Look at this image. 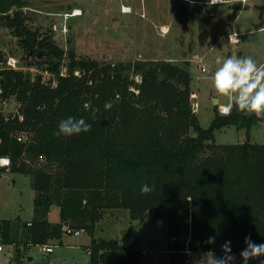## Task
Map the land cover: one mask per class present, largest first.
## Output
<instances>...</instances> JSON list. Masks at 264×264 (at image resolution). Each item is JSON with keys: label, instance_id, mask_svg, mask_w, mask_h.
Instances as JSON below:
<instances>
[{"label": "trees", "instance_id": "16d2710c", "mask_svg": "<svg viewBox=\"0 0 264 264\" xmlns=\"http://www.w3.org/2000/svg\"><path fill=\"white\" fill-rule=\"evenodd\" d=\"M25 6L27 0H0V25L25 52L44 58L42 69L51 75L6 67L0 49V158L10 159L0 164V178L5 171L30 175L35 190L25 242L62 243L64 233L83 229L91 235L90 264H142L136 242L95 236L107 210L125 208L132 220L166 221L171 264H190L189 252L221 256L225 240L240 264L246 235L264 241V143H218L215 134L230 125L249 132L264 115L235 106L221 113L215 106L203 127L187 66L168 59L103 64L77 57L53 39L52 28L44 33L34 27ZM11 98L18 107L6 114L2 104ZM109 99L113 106L105 109ZM69 115L83 116L92 127L56 135ZM145 182L150 192L140 191ZM53 204L60 210L55 222L48 217ZM14 232L10 219L0 220L1 241L18 244Z\"/></svg>", "mask_w": 264, "mask_h": 264}, {"label": "rangeland", "instance_id": "374dc122", "mask_svg": "<svg viewBox=\"0 0 264 264\" xmlns=\"http://www.w3.org/2000/svg\"><path fill=\"white\" fill-rule=\"evenodd\" d=\"M27 1L29 6L23 9L32 17L33 26L44 33L52 28L53 39L77 57L92 58L103 64L168 59L187 66L192 75V106L203 127L210 125L215 106L226 113L221 111L226 98L215 91L211 81L218 66L216 58L251 55L264 64V0L217 6L185 0ZM122 4L131 6L132 10L121 12ZM76 10L80 13L74 14ZM13 11L11 8L8 12ZM161 25L168 26L169 31L163 33ZM233 29L241 33L240 42L229 41L228 35ZM0 49L5 56L18 58L20 68L33 74L43 72L45 79L51 76L42 69L46 66L45 59L25 52L19 46L18 37L3 25H0ZM202 67L206 70L202 71ZM63 70L67 71L65 67ZM76 71L81 74L80 69ZM134 78L137 82L142 80L138 74ZM131 88L139 91L134 85ZM2 105L8 114L17 110L18 102L11 98ZM215 135L218 143L247 139L264 143V120L255 123L249 132L244 127L230 125L216 130ZM32 182L30 175L20 172L5 171L0 178V220H11L14 236L19 241L18 244L1 241L0 264H90L87 246L91 235L86 231L78 235L64 233L62 243L51 240L45 245L53 247L51 252L44 245L25 242L24 224L34 215ZM59 211V206L53 204L49 219L59 221ZM95 236L115 238L121 244L136 242L144 251L142 264H171L164 219L146 216L132 220L128 209H110L97 223ZM210 256V253L189 252V262L205 264ZM249 264H264V256L250 258Z\"/></svg>", "mask_w": 264, "mask_h": 264}, {"label": "clouds", "instance_id": "9594fccd", "mask_svg": "<svg viewBox=\"0 0 264 264\" xmlns=\"http://www.w3.org/2000/svg\"><path fill=\"white\" fill-rule=\"evenodd\" d=\"M194 2V0H190ZM217 67L211 76L212 86L215 91L226 98L227 103L223 105L225 112L233 106L245 113L264 115V64L258 63L251 55H229L224 58H216ZM113 101H105L104 108L111 109ZM92 125L81 116H67L58 123L56 135L64 134L71 136L81 132H87ZM151 185L142 183L140 191L150 192ZM245 247L240 250V264H249V259L264 256V241L257 243L252 240L251 235H246ZM215 241V237L208 238V242ZM223 255L211 254L205 264H233L236 257L232 253L231 241L225 240L221 245Z\"/></svg>", "mask_w": 264, "mask_h": 264}, {"label": "built area", "instance_id": "2783aa9c", "mask_svg": "<svg viewBox=\"0 0 264 264\" xmlns=\"http://www.w3.org/2000/svg\"><path fill=\"white\" fill-rule=\"evenodd\" d=\"M187 2H190V0H185ZM247 0H194V2H191V3H204V4H207L209 6H217V5H222V4H225V3H229V2H246ZM132 10V7L129 6V5H126V4H122L121 5V12L123 13H126V12H130ZM161 30L163 33H166L169 31V27L166 26V25H161ZM240 32L236 31V30H233L230 35H229V41L233 42V43H237L240 41ZM4 65L8 68H15V69H21L20 68V64H19V60L18 58H16L15 56L13 55H6L5 56V59L3 61ZM202 71H205L206 68L205 67H202L201 68ZM66 72V71H65ZM64 70H62V74L65 73ZM75 73H78V71H75ZM221 111L222 112H225L224 109H223V105L221 106ZM229 111H227L226 113H228ZM0 164L1 165H9L10 164V159L9 157H6V156H2L0 158ZM81 231H83V229L81 230H75L73 231V233L75 235H78ZM3 248L2 246V242H1V238H0V250ZM43 248L47 251V252H51L53 250V247L51 246H43ZM236 261V260H235ZM235 261L233 262V264L235 263Z\"/></svg>", "mask_w": 264, "mask_h": 264}, {"label": "water", "instance_id": "95a60500", "mask_svg": "<svg viewBox=\"0 0 264 264\" xmlns=\"http://www.w3.org/2000/svg\"><path fill=\"white\" fill-rule=\"evenodd\" d=\"M61 25H63V22H61ZM49 85L51 86V83H49ZM216 101V100H215ZM172 264H177L176 262L172 263Z\"/></svg>", "mask_w": 264, "mask_h": 264}, {"label": "bare ground", "instance_id": "6f19581e", "mask_svg": "<svg viewBox=\"0 0 264 264\" xmlns=\"http://www.w3.org/2000/svg\"><path fill=\"white\" fill-rule=\"evenodd\" d=\"M78 10H79V9H78ZM78 10H76V12H74V14H79L80 12H79Z\"/></svg>", "mask_w": 264, "mask_h": 264}, {"label": "crops", "instance_id": "0c3cea01", "mask_svg": "<svg viewBox=\"0 0 264 264\" xmlns=\"http://www.w3.org/2000/svg\"><path fill=\"white\" fill-rule=\"evenodd\" d=\"M222 5H223V4H222ZM240 9H242V8H240ZM233 30H235V29H233ZM233 30H232V31H233ZM236 31H237V30H236ZM230 33H231V32H230ZM230 33H229V35H230ZM229 35H228V39H229ZM240 35H241V34H240ZM239 42H240V41H239ZM1 177H2V176H1Z\"/></svg>", "mask_w": 264, "mask_h": 264}]
</instances>
